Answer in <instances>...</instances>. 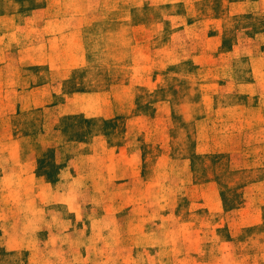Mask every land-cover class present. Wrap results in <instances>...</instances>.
I'll use <instances>...</instances> for the list:
<instances>
[{"label": "rangeland", "instance_id": "rangeland-1", "mask_svg": "<svg viewBox=\"0 0 264 264\" xmlns=\"http://www.w3.org/2000/svg\"><path fill=\"white\" fill-rule=\"evenodd\" d=\"M0 264H264V0H0Z\"/></svg>", "mask_w": 264, "mask_h": 264}]
</instances>
